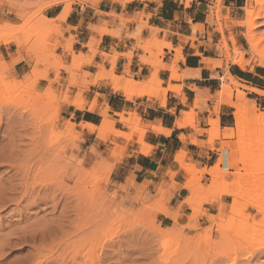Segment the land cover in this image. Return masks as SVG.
Listing matches in <instances>:
<instances>
[{"label": "rangeland", "instance_id": "374dc122", "mask_svg": "<svg viewBox=\"0 0 264 264\" xmlns=\"http://www.w3.org/2000/svg\"><path fill=\"white\" fill-rule=\"evenodd\" d=\"M95 1L0 0V27H3L0 29V40L16 37L27 50L21 53V61L25 62L24 72L16 74L14 65L11 67L10 63L17 57V48L13 44L7 45L13 59H4L1 52L5 45L0 41V188H4L5 192L1 189L0 191L7 194L6 198L10 200L0 204V264H73L72 259L77 260L74 264H79L86 259L80 260L84 258L81 255L85 253L84 255L90 256L88 251L91 257L95 254L100 258L99 264H231L232 260V264H264V249L259 246L258 233L249 230L250 226L264 223V132L258 131L256 126L253 130L255 139L249 146L248 154H238L239 168L233 174L220 170L217 166L219 175L214 178L207 174L210 169L200 170L194 165V171L192 165L182 163L183 157L180 156L182 169L188 173L185 180V184L189 185L188 197L178 204L176 211L170 213L167 205L173 197V190L176 188L174 185L150 196L143 192L133 194L134 187L131 182L122 187L111 184L110 168L113 169L121 161L124 153L123 147L117 141L126 140L114 137V133H120L116 128L122 127L127 132L121 133L128 135L130 131L125 123L120 120L112 121L107 116L113 122V128L106 133L94 130L95 140L85 142L80 132L86 131V128H78L65 120L70 112L69 108L73 107L65 105L63 100L66 98L74 102L79 94L85 109L91 106L96 108L98 101L104 102V98L97 91L119 94L126 104H133L135 100L144 98L133 97L128 101L121 92L112 89L111 81L105 80L109 75L130 80L135 84L136 90L147 93V98L154 97L148 82L151 74L155 70L160 71L162 67L160 50L163 53L164 43L156 39H137V48L142 52L137 59L141 65L151 69L146 78L132 75L127 69L123 75L116 76L115 65L112 68L110 64L108 69L102 64L92 68L93 59H90L98 54L95 41L91 49V42L87 44V55L65 52L64 49L72 45V38L64 40V31L60 24L53 22V19H47V16L54 14L53 10L56 8L62 10L68 4L71 12L74 8L92 5ZM248 1L250 0H246V3ZM248 3V8L255 7L254 2ZM219 5L220 0H216V12L210 14L207 21L208 25L216 26L219 32L218 36L213 37L218 39L220 58L218 61L214 60L213 72L221 71L220 76L224 78L228 67L233 66L231 61L223 57L225 49L228 50L229 59L238 55L234 52L235 49L243 53L244 60L248 62L245 69L264 68L259 66L257 57H252L248 51L243 38L245 29L237 26L244 20L246 6L237 14V21L223 24V19L218 14ZM98 33L102 34L103 31L100 29ZM263 34L264 19L259 20L256 27V35H261L264 39ZM222 36L226 41L234 37L235 46L232 47L227 42L224 46L221 42ZM148 44L154 46L145 49ZM32 50H36L37 60L31 57ZM178 50L174 52L177 54ZM100 56L103 61L118 57L115 52ZM122 57L128 63L133 59L132 52ZM148 64L156 66L151 67ZM85 69L95 70L96 73L89 74ZM29 75L32 76L31 80H28ZM96 78L99 80L92 84ZM104 82H108L109 87L98 85ZM13 83L17 84L12 86ZM237 87V90H244L238 83ZM23 88L40 95V106L34 116L24 113L17 106ZM90 91L95 92L92 94ZM160 93L161 97L162 92ZM88 97H94L90 104L86 102ZM236 103L235 98L232 106ZM58 107L60 111L53 115ZM243 107H254V111L247 115L249 119L251 116L264 114V111L255 109L254 104L246 100ZM124 115L128 120L138 118L133 112ZM34 127L40 129L41 137H34V133L37 135V130L33 131ZM142 127L139 123V128ZM247 134L248 131L245 134L248 140ZM239 145L245 146L246 140L242 139ZM39 155L41 158L38 159ZM5 156H8L7 159L11 158V161H5ZM246 159L249 164L243 167L242 163ZM215 167L212 169L215 170ZM204 175L210 180L205 181ZM21 181L26 182L24 189ZM239 183L241 184L238 185ZM20 184L22 187H18ZM28 186L32 187L31 190L34 188L33 192ZM239 186L243 190L237 201L228 197V205L219 204L220 198L227 197L224 194L226 190ZM198 187L201 189L196 192ZM82 194H89L90 197L87 195V198H82ZM216 203L218 207L215 214L207 215L203 206ZM243 204L254 205L258 210L248 208L238 213ZM182 205L188 208L187 216L178 214ZM159 208L165 209L178 219V226L175 228L177 235L175 234V238L172 236V240L167 235L173 226L168 223L163 226L156 218ZM202 219L203 225H200ZM36 253L40 255L38 258Z\"/></svg>", "mask_w": 264, "mask_h": 264}, {"label": "crops", "instance_id": "0c3cea01", "mask_svg": "<svg viewBox=\"0 0 264 264\" xmlns=\"http://www.w3.org/2000/svg\"><path fill=\"white\" fill-rule=\"evenodd\" d=\"M215 3L216 0H96L92 5L72 9L66 20L60 23L64 40L72 38V53L87 55V44L92 40L97 43L98 54L93 58L92 68L100 64L106 69L110 68L100 54L112 55L115 52L118 55L114 69L116 76L123 75L126 69L135 76H149L151 69L141 65L137 59L142 55L137 48V39H156L171 45L170 49H163L160 58L162 66H174L176 73L184 78L181 81H171L169 70L161 69L158 72L161 81L159 88L166 89L169 85L180 88L178 93L167 92L165 107H161L156 97H144L135 100L133 104H126L119 94L97 91V94L104 98V102L98 101L93 113L87 112V109L78 111L69 108L70 112L65 118L78 128L85 127L86 131L80 132L83 141L93 142L96 136L92 128L100 126L103 119L99 115L100 112H105L110 120L116 122L119 114L135 113L141 125L147 129L142 142L150 149L146 155L142 154L141 146L134 141L137 140L134 136L130 140H118L117 143L123 147L124 153L121 161L111 171V184L122 187L131 182L134 187L133 194L143 192L150 196H155L158 191L167 190L174 185L176 188L173 190V197L167 205V211L170 213L176 211L178 204L188 197L187 190L182 187L188 173L176 161L178 157L182 156V163L192 165L194 171V165L200 170H209L218 165L220 170L229 174L238 170V143L235 137L231 138L232 134L227 132H235V109L232 104L237 91H241L245 100L253 103L255 109L264 111V96L246 90L254 89L264 93V68L241 70L236 66H229L227 72L238 85L246 89L236 90L231 86V100L216 106V94L221 93L228 83L222 82L221 71L213 72L206 64L207 59L210 64L220 59L218 39H213L219 32L216 26L207 23L210 14L216 12ZM245 4L246 0H220L218 14L223 19V24L227 21H237V14ZM53 11L54 14L47 16V19H54L61 9L56 8ZM100 29L102 34L98 33ZM178 49L181 56L174 52ZM2 51V58L13 59L10 57L8 46H4ZM128 52L133 55L130 63L122 57ZM12 65L16 74H23L25 62L10 63L11 67ZM84 71L92 75L96 73L91 69ZM98 85L109 87L108 82ZM90 92L94 94L95 91ZM93 98L88 97L86 102L90 104ZM189 113L193 114L194 127L191 125L178 128L177 122L185 117L182 114ZM255 118L256 116H251L250 120ZM211 120H217L221 136L213 141L212 146L208 143V132L213 128L208 123ZM150 127H160L169 134L154 133ZM254 128V125L248 126V139H255ZM116 130L127 132L122 127ZM180 137L185 138L184 141L180 140ZM204 180L209 181L210 178L204 175ZM229 203L228 197L219 200V204ZM217 207V203L206 204L203 210L207 215H214ZM178 214L187 216V206L182 205ZM156 218L163 226L166 223L172 225L171 219L162 214H158ZM203 221L202 219L199 224L203 225Z\"/></svg>", "mask_w": 264, "mask_h": 264}, {"label": "bare ground", "instance_id": "6f19581e", "mask_svg": "<svg viewBox=\"0 0 264 264\" xmlns=\"http://www.w3.org/2000/svg\"><path fill=\"white\" fill-rule=\"evenodd\" d=\"M52 1V0H51ZM248 2H254L255 3V7L254 8H248ZM246 4H245V6H246V9H245V14H244V20L242 21V22H239L238 23V25L237 26H239V27H243L244 29H245V33H244V35H243V38H244V40H245V42H246V44H247V46H248V51L250 52V54L252 55V57H257V61H258V64H259V66H261V67H264V46H263V42H264V39L261 37V35H259V36H257L256 35V27H257V25H258V21L259 20H262V19H264V0H250V1H248ZM50 3H52V2H50ZM54 3V2H53ZM59 3V2H58ZM54 4H57V2H55ZM53 4H51V6H52ZM248 5V6H247ZM69 12H70V8H69V4L68 5H65L63 8H62V10H61V12L52 20L53 22H56V23H63L65 20H66V18H67V16H68V14H69ZM216 17H217V14L215 15ZM219 16V15H218ZM220 17V16H219ZM44 20V19H43ZM42 22V21H41ZM40 22V23H41ZM3 27L1 26L0 27V29H2ZM74 30V29H73ZM1 31V30H0ZM3 31V30H2ZM198 31V30H197ZM112 33V32H111ZM264 35V34H263ZM72 37H73V35H72ZM1 41V40H0ZM94 42V40H92L91 41V44H90V49L92 48V43ZM221 42H223L224 43V46H225V44H226V42L227 43H229L232 47H234L235 46V38L234 37H232V38H230L228 41H226L225 40V38H224V36H222L221 37ZM1 43L3 44V45H5V46H7V45H9V44H13V45H15L16 46V48H17V51H16V54H17V57L16 58H14L13 60H12V62H11V64H16V63H18V62H20L21 61V59H22V56H21V53L22 52H27V50H26V48H25V46H23L22 44H21V42H20V40L18 39V38H16V37H10V38H7V39H5V40H2L1 41ZM42 46V45H41ZM154 45L153 44H148V45H145V49H149V48H152ZM43 48H44V46H42ZM71 48H72V45H70L69 47H67V48H65L64 49V51L65 52H69V51H71ZM163 48H168V49H170L171 48V45L170 44H168V43H164V45H163ZM162 49V48H161ZM32 54L31 55H33V56H31V57H33V58H35L36 60H37V56H36V50H32V51H30ZM177 52V55L178 56H181V52H180V50H178V51H176ZM236 54H238L237 56H235L234 58H230L229 59V56H228V50H224V58L226 59V60H228V61H231V63H232V65L233 66H236V67H238L239 69H241V70H245V68H246V66L248 65V62L247 61H245L244 60V54L243 53H239V52H237L236 51V49H235V51H234ZM162 54V50H160V55ZM28 57V56H27ZM94 58V56H92V58L90 59V61H92V59ZM180 58V57H179ZM116 60H117V58L115 57V58H112V59H109V60H105L104 61V63L106 62V63H108V65L110 64L111 65V67L113 68L114 67V65H115V62H116ZM146 64V63H145ZM206 64L208 65V67L211 69V70H213L214 68H215V63L214 64H210L209 63V60L207 59L206 60ZM149 66H151V67H155L156 65H154V64H148ZM161 69H163V70H169L170 72H171V76H170V80L171 81H181L183 78H184V76H182V75H178L177 73H176V71H175V68H174V66H170V67H165V66H162L161 67ZM209 70V69H208ZM210 70V71H211ZM100 71V70H99ZM111 71V70H110ZM158 72H159V70H155L152 74H151V77H150V79H149V82H148V85L150 86V88H151V90H152V92H154V97H156L159 101H160V103H161V107H165V104H166V94H167V92H173V93H178L179 91H180V88L179 87H174V86H168L166 89H164V90H161L159 87H160V85H161V81L159 80V78H158ZM194 73V72H193ZM32 74H34V73H32ZM197 77V76H196ZM32 79V76L31 75H29L28 76V80H31ZM99 79L98 78H96L95 79V81H93L92 82V84H95L97 81H98ZM105 80H108V81H111L112 82V89L115 91V92H121L122 94H123V96L124 97H126V99L129 101V100H131L133 97H138V98H140V97H146L147 96V93L146 94H144L142 91H140V90H136V88H135V84H133L132 83V81H130V80H126L125 78H118V77H115L114 75H109L108 77H106L105 78ZM222 82H224V83H228L227 85H225L224 86V88H223V91L221 92V93H218V94H216V103H217V105L218 104H220V103H228L230 100H231V92H232V89H231V86H234L235 87V89L236 88H238L237 87V82H235L234 81V78L228 73V72H226V75H225V77L224 78H222ZM75 83V82H74ZM73 83V84H74ZM84 83H87V81L86 80H84ZM17 83H13L12 84V86H14V85H16ZM167 86V85H166ZM27 88H23V90L20 92V94H19V101H18V103H17V106H18V108H20L21 110H23L24 111V113L26 112V113H29V115L30 116H34L36 113H37V109L39 108V106H40V95L37 93V92H32L31 93V91H29V90H26ZM244 89H246V88H244ZM237 90V89H236ZM246 90H249V91H251V92H253V93H255V94H257V95H260V96H264V93H262V92H260V91H257V90H254V89H246ZM160 92H162V96L160 97L159 96V93ZM32 94V95H31ZM80 97H81V94H79L78 96H77V98L74 100V102H70L68 99H64L63 100V102H64V104L65 105H68V106H71V107H73V108H75V110H78V111H83V110H85V106L83 105V103L80 101ZM146 100V99H145ZM236 100H237V103L236 104H234V108H235V112H234V128H235V132H233L232 133V136H231V138H233V137H236L237 138V140L238 139H240V141H237L238 143H240L241 142V140L243 139V140H246V145L245 146H241V145H239L238 147H237V149H236V151H237V153L238 154H243V155H247L248 154V151H249V146H250V144H251V142L252 141H254V140H252V139H246L245 138V134H246V131H247V128H248V126H250V125H254V126H256V129L258 130V131H260V132H264V114L262 113L261 115H257L256 116V118L254 119V120H250L249 118H248V114L249 113H252L253 111H254V108L252 107V108H250V109H246L247 107H243V102H244V94L241 92V91H237V93H236ZM200 102V101H199ZM246 105V104H245ZM23 111H22V113H23ZM60 111V108L58 107L52 114L53 115H57L58 114V112ZM93 111H94V106H91V107H88L87 108V112H90V113H93ZM23 113V114H24ZM108 113V112H107ZM99 115L100 116H102L103 117V121L101 122V124H100V126L99 127H93L92 128V131H94V130H97L98 132H100V133H106V131H108V129H112L113 128V122H110L109 120H108V117L106 116V114H105V112H100L99 113ZM185 116L184 118H183V120L181 119V121H179V122H177V127L178 128H183V127H186V126H191V125H193V122L194 121H192V119H193V114L192 113H189L188 115L187 114H182V116ZM25 116V115H24ZM130 116V115H129ZM26 117V116H25ZM117 117H118V120H120V122H123V123H125L126 124V127L128 128V130L130 131L129 132V134L128 135H126V134H123V133H119V132H115L114 133V137H118L119 139L120 138H123V139H127V140H130L131 138H132V136H134V137H136V139L137 140H134V141H137L136 143L137 144H140V146H141V150H140V152L142 153V154H147L148 153V151H149V147L147 146V145H144L143 144V142H142V139H143V136H144V134H145V132H146V128L143 126L142 128H139V123H140V120L138 119V118H136V119H133V120H131L130 119V117H129V119L130 120H128V119H126V117H125V115L124 114H119V115H117ZM128 118V117H127ZM21 119V118H20ZM10 120V119H9ZM115 120V119H114ZM117 120V121H118ZM20 121V123L22 122V119L21 120H19ZM25 121V120H24ZM208 123H209V126H212L213 128L208 132V143H210V145L212 146V143H213V141L214 140H216V139H219V137H221L220 136V132H219V129H218V123H217V120L216 121H208ZM23 125H24V122L22 123ZM19 126H20V129H21V124H19ZM6 127H7V125H6ZM193 127H194V125H193ZM22 129H24L25 130V128L23 127ZM149 129H151L154 133L156 132V133H158V134H160V133H164V135L165 134H167L168 133V131L166 132V130H162L160 127L159 128H154V127H150ZM37 130V131H36ZM34 132L36 131L37 132V135L34 133V137H38L39 138V136L41 135V131H40V129L39 128H35L34 127V130H33ZM151 131V132H152ZM243 132V133H242ZM23 133V132H22ZM24 134V133H23ZM169 134V133H168ZM242 134V135H241ZM22 135V134H21ZM8 136V135H7ZM25 136V135H24ZM241 136H242V138H241ZM21 137V136H20ZM19 137V138H20ZM41 137V136H40ZM18 138V139H19ZM38 138H36V140L38 139ZM235 138V139H236ZM180 140H182V141H184V139L185 138H183V137H180L179 138ZM21 140V139H20ZM35 140V139H34ZM33 140V141H34ZM35 140V141H36ZM106 141V140H105ZM10 142V141H9ZM12 142V141H11ZM37 142V141H36ZM35 143V142H34ZM37 143H39V142H37ZM7 144V143H6ZM9 144H13V143H9ZM36 144V143H35ZM38 145V144H37ZM11 146V145H10ZM10 146H9V148H10ZM13 146V145H12ZM40 146V145H39ZM7 148H8V144H7ZM35 149V148H34ZM36 149H37V147H36ZM213 149V148H212ZM7 150V149H6ZM39 150V149H38ZM9 151V150H8ZM35 152H37V150H34ZM12 152V151H11ZM111 153H113V152H111ZM40 154H41V152H40ZM242 155V156H243ZM40 156V155H39ZM38 156V159L39 158H41V156L39 157ZM35 157H37V155L35 156ZM34 157V158H35ZM0 158H2V157H0ZM8 158V156H5V158H3L5 161H7V162H9V160L11 161V158L10 159H7ZM243 159H245V158H243ZM176 161L177 162H179V163H181L180 161H181V158L180 157H178L177 159H176ZM221 161V160H220ZM220 161H218V164H219V162ZM37 162H38V160H37ZM11 163V162H10ZM248 160L246 159V160H244L243 161V163H242V166L243 167H246V166H248ZM217 166L218 165H216V169L214 170V169H210V171L207 173L208 175H210V176H215L216 178H217V175H219V172L217 171ZM111 170H112V167L110 168ZM22 172H23V170H22ZM27 174V173H26ZM23 175L25 176V172H23ZM23 176V178L26 180V178H27V176H25L24 177ZM240 176V175H239ZM253 175H251V177H252ZM214 177V178H215ZM250 177V178H251ZM238 179H240V177H237ZM20 179V178H19ZM238 179H236L237 181H239ZM242 179V178H241ZM23 180V179H22ZM24 180V181H25ZM236 181V182H237ZM240 181H242V180H240ZM9 182V181H8ZM21 183H23V188L22 189H24V185L26 184V182H22L21 181ZM25 183V184H24ZM238 183V182H237ZM242 183V182H241ZM241 183H239L238 185H240ZM32 184H34V182L32 183ZM31 184V185H32ZM31 185H29V186H31ZM38 185V184H37ZM98 184H96V186H97ZM4 186H5V184H4ZM8 186V185H7ZM11 186V185H10ZM22 187V185L20 184L18 187ZM29 186H28V189H30V191H32L31 190V188H29ZM34 186H36V185H34ZM2 188H3V186H1ZM38 187V186H37ZM98 187V186H97ZM183 189L184 190H188L189 189V185H188V183H186V184H184L183 186ZM223 186H221V188H222ZM7 188V187H6ZM9 188V187H8ZM228 189H229V187H227ZM226 188V189H227ZM236 189H233V190H226L225 191V196H227V197H231V198H233L234 199V201L236 200V199H238V198H240L241 197V194H242V188H241V186H239V187H235ZM1 189V188H0ZM20 189V188H19ZM37 188H35V190H36ZM40 189V188H39ZM201 189V187H198L197 189H196V192L197 191H199ZM2 190V189H1ZM25 190H27V188L25 189ZM41 190V189H40ZM222 189H220V191H221ZM2 191H4V188H3V190ZM2 191H0V192H2ZM13 191V190H12ZM22 191H24V190H22ZM21 190H20V192H22ZM29 191V190H28ZM37 191H38V189H37ZM219 191V192H220ZM5 192V191H4ZM4 192H2L3 194H1V197H0V204H4V203H7V202H9L10 200L9 199H7L6 198V195H5V193ZM8 192H10V188H9V191ZM14 192V191H13ZM12 192V193H13ZM26 193H28L29 194V192H27V191H25ZM24 192V193H25ZM33 192V191H32ZM15 193V192H14ZM98 193V192H97ZM222 193V192H221ZM20 195H21V193H19ZM28 194H26V196L28 195ZM35 194H37V192L35 193ZM84 194V193H83ZM83 194L81 195L82 196V198L84 197H88L89 196V194H87L86 196L84 195L83 196ZM86 194V193H85ZM100 194H101V192H100ZM100 194H98V197L100 196ZM223 194V195H224ZM19 195V196H20ZM30 195H31V193H30ZM23 196V194L21 195V197ZM21 197H19V198H21ZM24 197V196H23ZM90 197V196H89ZM97 197V198H98ZM10 198V197H9ZM19 198H17V200L19 201ZM35 198V197H34ZM92 198H94V196L92 197ZM41 199V198H40ZM102 199V198H101ZM21 200V199H20ZM35 200V199H34ZM37 200V199H36ZM54 199H52V201H53ZM12 201V200H11ZM237 201V200H236ZM13 202V201H12ZM14 202H15V200H14ZM17 202V201H16ZM21 202V201H20ZM38 202V201H37ZM34 203V202H33ZM186 204L187 205H191V203L190 202H186ZM240 208H241V206H240ZM239 208V209H240ZM248 208H253V209H255V210H258V208L256 207V206H254V205H249V204H243V206H242V208L238 211V213H242L243 211H245L246 209H248ZM157 209V208H156ZM237 209H235V211H236ZM157 211H159V214H162V215H164V216H166V217H168V218H170L172 221H173V224H172V229H171V231H170V233L167 235V237L169 238V240L171 239H173L172 238V236H174V238H175V234L177 235V232H176V227L178 226V219H177V217L176 216H174V215H172V214H170V213H168L165 209H162V208H159ZM233 211V210H232ZM230 213H232V212H230ZM178 230V229H177ZM249 230H251L253 233H258V235H257V240H258V242H259V246H261V248L262 249H264V223H262L261 225H255V226H250V228H249ZM41 233V232H40ZM44 234V233H43ZM6 236V235H5ZM6 238V237H5ZM4 239V238H3ZM7 239V238H6ZM184 240V239H183ZM4 241H5V239H4ZM3 241V242H4ZM6 242V241H5ZM8 242V241H7ZM180 242V241H179ZM183 245V244H182ZM5 246V245H4ZM37 249V248H36ZM259 250H260V248H259ZM92 252V251H91ZM37 254V253H36ZM85 254V253H84ZM81 255V257H84V258H81L80 260H82V259H85V260H82V264H99L100 262H99V257L97 256H95V254H94V256H92L91 257V253H89V251H88V254L90 255V256H88V255ZM87 254V253H86ZM38 256L36 257V258H38L40 255H39V253L37 254ZM93 255V254H92ZM36 256V255H35ZM96 257V258H95ZM101 257V256H100ZM76 260V259H75ZM62 261V260H61ZM63 261H64V259H63ZM62 261V262H63ZM72 262H73V264H74V262H76V261H74V259H72L71 260ZM84 261V262H83ZM66 262V261H65ZM68 262V261H67ZM69 262H70V260H69ZM234 261L232 260V262H231V264L233 263ZM80 262H79V264H81ZM65 264H68V263H65ZM69 264H71V262L69 263ZM76 264V263H75Z\"/></svg>", "mask_w": 264, "mask_h": 264}]
</instances>
